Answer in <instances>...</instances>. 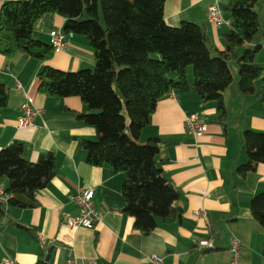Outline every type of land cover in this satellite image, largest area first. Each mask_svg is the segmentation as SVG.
<instances>
[{"label":"crops","instance_id":"obj_1","mask_svg":"<svg viewBox=\"0 0 264 264\" xmlns=\"http://www.w3.org/2000/svg\"><path fill=\"white\" fill-rule=\"evenodd\" d=\"M7 1L12 0H0V7ZM227 3L228 0H166L164 22L169 27H178L183 21L203 25L215 54L224 49L228 19L223 12L227 24L214 28L206 21V11L211 5L223 8ZM63 25L64 18L45 14L35 22L32 37L49 44V33L62 30ZM66 38V47L54 51L44 63L25 52L12 57L0 55V83L8 92V104L0 109V150L19 142L27 161L35 163L50 153L56 163L55 176L36 194L35 207L7 208L0 220V264L7 258L14 264H36L45 262L47 255L48 263L65 264L70 252L78 258L95 259L97 264H150L151 255L162 257L164 264H232V238L240 244L236 264H264V230L253 219L249 207L251 199L264 191V163L244 177L237 172L247 162L243 132H264V103L257 93L248 96L239 91L236 65L231 69L232 83L223 92L227 114L224 122L216 121V104L203 103L193 91L173 92L158 101L140 139L160 141L156 163L180 193L177 205L181 215L158 221L150 234L141 235L131 229L133 219L122 212V176L108 167L86 164L80 142L94 141L96 132L76 116L85 111L81 100H57L38 92L37 74L44 65L63 72L93 69L94 52L87 39L76 35ZM252 47L244 45L240 52ZM255 62L264 69L263 41ZM192 74L187 70L189 84ZM259 88L260 82H256V90ZM26 98L42 110L34 128L17 126L20 106ZM189 114L204 120L208 126L205 134L194 137L186 131L184 119ZM0 188H8L6 177H0ZM90 188L94 189L93 203L101 213L100 221L93 228L68 227L66 219L78 213L69 196ZM197 209H204L207 217L195 218L192 212ZM210 236L214 249L199 248L198 241Z\"/></svg>","mask_w":264,"mask_h":264},{"label":"trees","instance_id":"obj_2","mask_svg":"<svg viewBox=\"0 0 264 264\" xmlns=\"http://www.w3.org/2000/svg\"><path fill=\"white\" fill-rule=\"evenodd\" d=\"M166 0H12L0 7V55L25 52L44 63L54 54L52 46L32 37L35 22L45 14L64 18L66 35L83 36L94 52L93 69L63 72L48 65L37 74L38 92L62 99L78 97L85 111L76 116L96 132L94 141L82 140L86 164L108 167L122 176L123 209L133 219L131 229L150 234L158 221L178 218L180 193L157 166L160 141H142L140 135L160 99L173 92H195L203 103L216 104V121L227 118L223 92L232 83L230 60L238 48V88L264 103V69L255 56L261 19L259 0H228L222 8L229 31L224 49L212 54L206 28L183 21L178 27L164 22ZM264 9V0H263ZM264 26V21H263ZM264 47V29L262 32ZM192 67V84L187 68ZM256 82H260L259 91ZM119 92V94H118ZM8 104V92L0 83V109ZM247 162L237 172L244 177L264 163V132L245 130L241 137ZM52 154L35 163L23 157V146L13 142L0 150V177H6L12 198L0 205V220L7 208L29 209L36 194L55 176ZM253 219L264 230V191L250 201ZM39 242V237L32 232ZM45 251V250H44ZM264 257V242L261 247ZM36 264H50L38 261Z\"/></svg>","mask_w":264,"mask_h":264},{"label":"built area","instance_id":"obj_3","mask_svg":"<svg viewBox=\"0 0 264 264\" xmlns=\"http://www.w3.org/2000/svg\"><path fill=\"white\" fill-rule=\"evenodd\" d=\"M207 23L214 27L219 28L227 21L224 19L222 8L214 4L208 7L206 11ZM49 44L53 50H63L67 45L66 34L61 29L53 30L49 33ZM20 89V85H16ZM42 117V110L36 108L27 98L25 102L20 106V115L17 119L18 128H34V121L36 118ZM184 126L186 131L192 136H200L207 132L208 126L199 118L197 114H189L184 119ZM12 198L10 193L4 192L0 188V205L6 207L8 201ZM94 189L79 190L75 194L69 196V200L73 202L78 213L74 217H68L66 224L70 228H93L101 219V213L96 210L94 203ZM192 215L198 219H205L207 213L204 209H197L192 212ZM198 247L204 251L214 249L213 237L200 239L198 241ZM240 244L232 238L230 252L232 254V264H236L239 258ZM150 264H164L162 257L157 255L149 256ZM1 264H14L11 258L5 259ZM65 264H97L95 259L78 258L72 252L67 256Z\"/></svg>","mask_w":264,"mask_h":264},{"label":"rangeland","instance_id":"obj_4","mask_svg":"<svg viewBox=\"0 0 264 264\" xmlns=\"http://www.w3.org/2000/svg\"><path fill=\"white\" fill-rule=\"evenodd\" d=\"M256 11L258 12V14L260 16L261 23H262V25H260V29H259V31H258V33L256 35V43L259 44V45H262V32H263V29H264V26H263V21H264L263 0H259V5L256 7ZM240 50H241V47L238 48L235 51L234 56L231 58L230 63H229V65L231 67L230 69L235 68L234 67L235 65H236V68H237V58L241 55ZM187 70L191 71L192 70V67L189 66L187 68ZM237 74H238V68H237ZM118 94H119V92H118Z\"/></svg>","mask_w":264,"mask_h":264},{"label":"water","instance_id":"obj_5","mask_svg":"<svg viewBox=\"0 0 264 264\" xmlns=\"http://www.w3.org/2000/svg\"><path fill=\"white\" fill-rule=\"evenodd\" d=\"M49 257H50L49 255L46 256V258H45V262H48Z\"/></svg>","mask_w":264,"mask_h":264},{"label":"bare ground","instance_id":"obj_6","mask_svg":"<svg viewBox=\"0 0 264 264\" xmlns=\"http://www.w3.org/2000/svg\"><path fill=\"white\" fill-rule=\"evenodd\" d=\"M5 192V191H4Z\"/></svg>","mask_w":264,"mask_h":264}]
</instances>
